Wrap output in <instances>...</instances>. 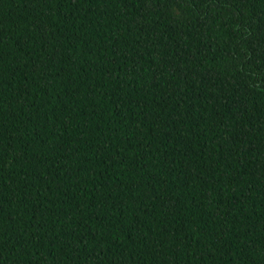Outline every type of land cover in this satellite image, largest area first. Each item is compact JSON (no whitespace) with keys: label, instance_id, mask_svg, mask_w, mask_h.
<instances>
[{"label":"trees","instance_id":"1","mask_svg":"<svg viewBox=\"0 0 264 264\" xmlns=\"http://www.w3.org/2000/svg\"><path fill=\"white\" fill-rule=\"evenodd\" d=\"M0 264H264V0H0Z\"/></svg>","mask_w":264,"mask_h":264}]
</instances>
